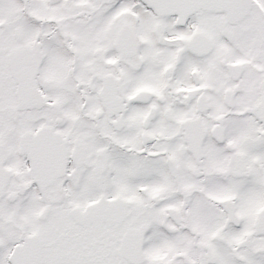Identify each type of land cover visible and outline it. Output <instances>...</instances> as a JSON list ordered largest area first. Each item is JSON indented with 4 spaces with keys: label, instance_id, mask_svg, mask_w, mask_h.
Here are the masks:
<instances>
[{
    "label": "snow or ice",
    "instance_id": "obj_1",
    "mask_svg": "<svg viewBox=\"0 0 264 264\" xmlns=\"http://www.w3.org/2000/svg\"><path fill=\"white\" fill-rule=\"evenodd\" d=\"M0 264H264V0H0Z\"/></svg>",
    "mask_w": 264,
    "mask_h": 264
}]
</instances>
